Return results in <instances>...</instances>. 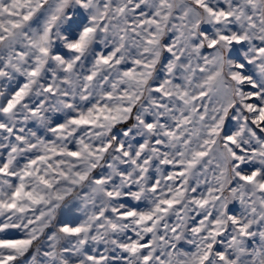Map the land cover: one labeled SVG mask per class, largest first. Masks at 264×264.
<instances>
[{
	"label": "snow or ice",
	"instance_id": "6c2138e0",
	"mask_svg": "<svg viewBox=\"0 0 264 264\" xmlns=\"http://www.w3.org/2000/svg\"><path fill=\"white\" fill-rule=\"evenodd\" d=\"M0 264H264V0H0Z\"/></svg>",
	"mask_w": 264,
	"mask_h": 264
}]
</instances>
